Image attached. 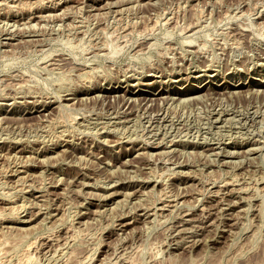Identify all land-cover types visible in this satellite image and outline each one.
<instances>
[{"label": "rangeland", "instance_id": "rangeland-1", "mask_svg": "<svg viewBox=\"0 0 264 264\" xmlns=\"http://www.w3.org/2000/svg\"><path fill=\"white\" fill-rule=\"evenodd\" d=\"M0 264H264V0H0Z\"/></svg>", "mask_w": 264, "mask_h": 264}, {"label": "bare ground", "instance_id": "bare-ground-1", "mask_svg": "<svg viewBox=\"0 0 264 264\" xmlns=\"http://www.w3.org/2000/svg\"><path fill=\"white\" fill-rule=\"evenodd\" d=\"M155 22V21H154ZM219 115V114H218ZM75 118V117H74ZM69 119V118H68ZM166 172V171H165ZM153 176V175H152ZM158 176V175H157Z\"/></svg>", "mask_w": 264, "mask_h": 264}]
</instances>
